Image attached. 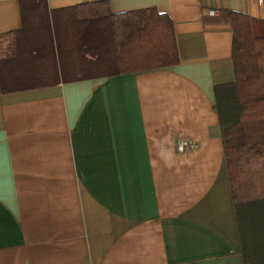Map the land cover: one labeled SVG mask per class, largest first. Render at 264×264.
Returning <instances> with one entry per match:
<instances>
[{"label": "crops", "instance_id": "1", "mask_svg": "<svg viewBox=\"0 0 264 264\" xmlns=\"http://www.w3.org/2000/svg\"><path fill=\"white\" fill-rule=\"evenodd\" d=\"M106 2L166 12L179 60L114 73L112 51L71 48L83 22L43 38L60 72L29 60L32 85L0 89V264H245L215 86L235 79L227 11L264 20V0ZM22 25L0 0V34Z\"/></svg>", "mask_w": 264, "mask_h": 264}, {"label": "trees", "instance_id": "2", "mask_svg": "<svg viewBox=\"0 0 264 264\" xmlns=\"http://www.w3.org/2000/svg\"><path fill=\"white\" fill-rule=\"evenodd\" d=\"M22 27L0 34V89L13 91L30 86L22 79L35 72L32 60L45 71L58 74L60 62L54 45L43 38H54L61 22L79 24L73 48L112 51L114 73L135 71L178 62L179 55L171 17L155 7L111 13L106 0L67 6V16L56 14L46 0H19ZM232 28L231 58L235 79L215 86L220 135L227 165L232 198L241 221L245 264H264L250 217L264 204V20L228 10ZM51 65L46 66V59ZM47 56V57H46ZM31 70V71H29ZM264 229V222H260ZM246 228V235L243 232ZM260 231V227L258 226ZM262 246L264 235L261 236Z\"/></svg>", "mask_w": 264, "mask_h": 264}, {"label": "rangeland", "instance_id": "3", "mask_svg": "<svg viewBox=\"0 0 264 264\" xmlns=\"http://www.w3.org/2000/svg\"><path fill=\"white\" fill-rule=\"evenodd\" d=\"M95 52L93 51V53H85V57H87V59H94L96 58V54H94ZM94 69V68H93ZM82 70H79L78 72H81ZM74 72V71H73ZM72 72V73H73ZM77 73V72H74ZM257 211H259V213L256 212V210H254V212L252 213L250 220L253 221V225L255 226V230L254 233L258 234L259 236L256 238L257 242H258V247L256 249V257L261 256L262 253H264V245L262 246V239L261 236L263 237L264 235V229L260 226V222H264V204L263 206H261L260 208H258L257 206H255ZM258 226L260 227V231L258 230ZM243 232L246 235V228H243ZM262 259L258 258L257 261H259V264H263L261 262Z\"/></svg>", "mask_w": 264, "mask_h": 264}]
</instances>
